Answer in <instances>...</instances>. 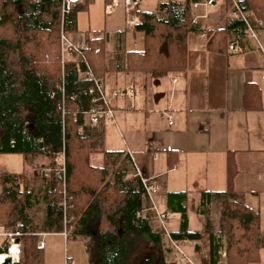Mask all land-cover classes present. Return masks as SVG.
<instances>
[{
  "label": "trees",
  "instance_id": "16d2710c",
  "mask_svg": "<svg viewBox=\"0 0 264 264\" xmlns=\"http://www.w3.org/2000/svg\"><path fill=\"white\" fill-rule=\"evenodd\" d=\"M207 1L184 0L182 7L170 2L157 15H142L137 30L146 36L143 52L116 50L107 61L105 40L94 39L72 54L63 70L61 0H0V155H41L53 168L64 156L69 198L65 213L63 181L56 175L51 178L52 188L42 197L25 186L20 176L6 175L1 179L0 225L10 228L24 222L26 230L34 232L28 227L29 211L45 203V231H64L66 221L71 237L88 239L90 264H129L141 240L147 238L155 244L162 240L147 216L138 217L149 207L142 180L121 175L111 182L106 167L90 164L93 153L104 151L96 148L104 141L98 129L103 121L92 125L85 114L92 106L89 92L94 83L85 80L83 74L90 69L104 81L113 71L145 73L154 78L186 72L189 34L201 33L193 23L192 7ZM73 19L72 12L65 17L67 32L74 25ZM240 26L244 28L242 21ZM118 36L122 39L123 34ZM216 36L211 40L214 49ZM168 154L170 161L171 155H178ZM225 195L204 192L199 214L209 217L213 201ZM187 200L186 193L168 196V208L181 216L179 232L172 236L199 241L202 234L190 230ZM220 224L218 234L210 231V222L207 224L211 264L220 263L224 248L228 264H261L264 231L259 213L230 201ZM21 264H44L36 236L22 239ZM143 264H154V258Z\"/></svg>",
  "mask_w": 264,
  "mask_h": 264
},
{
  "label": "crops",
  "instance_id": "0c3cea01",
  "mask_svg": "<svg viewBox=\"0 0 264 264\" xmlns=\"http://www.w3.org/2000/svg\"><path fill=\"white\" fill-rule=\"evenodd\" d=\"M102 1L105 21L101 31L89 29L88 34H80L78 14L95 2L86 0L73 8L74 25L68 34L80 47L87 46L90 40L104 39L107 61L116 50L119 53L145 50V33L137 30L142 15H157L170 2L181 7L184 4V0H140L137 11L132 13L138 22L129 26L123 6L111 12L108 8L112 0ZM237 1L264 49V26L257 24L258 20L264 23V0ZM195 5L193 23L200 27L201 33L189 34L186 72L162 78L145 73H107L104 82L109 93L134 88L136 94L134 100L129 96L114 100L115 122H103L98 127L104 141L96 148L104 151L93 153L90 164L106 167L111 182L121 175L125 179L137 177L154 182L159 187L156 204L160 212H172L167 206L169 194L186 193L190 230L202 234V239L177 240L178 245L192 264H211L207 224L213 225L210 231L214 233L216 222L220 228L222 214L215 213L220 200L226 204L238 201L259 213L264 231V51L245 34V24L244 28L240 26L242 19L231 1L218 0L211 7ZM216 33V38L220 33L221 38L214 49L211 40ZM118 34H123L122 39ZM234 41H239L238 52L229 49ZM69 57L67 60H71ZM169 152L178 155H171L170 161ZM48 165L47 158L41 155L23 157L22 175H18L25 186L41 197L52 188L51 180L42 177ZM204 192L226 194L213 201L209 217L198 212ZM38 211L43 213L42 224L33 219ZM174 214L175 219L167 223L172 235L179 232L181 223V216ZM144 215L162 238L158 244L144 238L146 244L168 246L161 260L156 263L154 260V264H190L180 262L181 253L170 243L156 214L146 211ZM46 218L45 203L29 211V229L46 234V247L42 249L44 264H72L63 249L70 238H65L63 231L46 232ZM77 238H83L86 246V237ZM224 253L228 261L224 248L219 264L225 261ZM261 256L264 264V249Z\"/></svg>",
  "mask_w": 264,
  "mask_h": 264
},
{
  "label": "built area",
  "instance_id": "2783aa9c",
  "mask_svg": "<svg viewBox=\"0 0 264 264\" xmlns=\"http://www.w3.org/2000/svg\"><path fill=\"white\" fill-rule=\"evenodd\" d=\"M85 1L86 0H61L62 20H61V30H60V42H61V62H62L63 70L65 63L67 62V57L71 56L74 53L80 52V48H81L80 46L76 45L71 41L69 34L65 29V17L67 14L73 11V8L76 5L84 3ZM139 1L140 0H112V6H110L108 10L112 12L114 8L123 6L128 14V21H127L128 25L134 26L135 23L138 22V17L133 15L132 13L137 11ZM217 1L218 0H208L206 3L203 4V6L205 7L214 6ZM229 1H231L232 5L236 10V13L239 14L240 18L245 24V34L249 38L255 40L260 46V48L264 51L254 26L249 21L247 15L242 10L238 1L237 0H229ZM199 5L200 4H196L195 6H199ZM257 24L261 27L264 26V23L261 20H258ZM229 49L231 52L240 51L241 49H240L239 41L232 42L231 45L229 46ZM63 77H64V72H63ZM83 77L85 80H91L94 83L89 92L93 96L92 106L90 110H88L85 113L92 125H98L102 121L106 123L115 122L114 100L121 98L123 96H129L131 100H134L135 98L136 90L134 88L117 89L113 93H109L105 85V82L102 79L96 78L94 76V73L90 69L83 74ZM60 162L62 163L61 168L59 169L50 168L48 170L46 169L43 171V175L47 178H51L53 175H56L62 179L63 206H64V211L66 213L67 201L69 198L66 191V168H65L64 156H62ZM141 180L144 185L146 195L149 201V207L142 210L138 214V217L143 216L146 211L154 212L161 221L162 230L168 237L170 243L181 253V249L178 245L177 240L173 238L172 233L169 231L167 227V223L169 222V220L175 219V214L170 211L160 212L156 204V196L159 192V187L150 180H145V179H141ZM26 228L27 226L24 222H19L15 226L10 228L0 225V239L4 240V243H2L1 245L4 249V254L2 255H4L6 258L11 257L13 260L16 259L21 260L22 239L25 236H30V235L36 236L37 238H42V240L39 241V246L41 249H45L46 242L44 240V237L46 236V234L29 232L26 230ZM63 234L65 238H69V230L66 226V221H65V229L63 231ZM223 257L225 261L222 264H228V261L226 260V253H224ZM180 262H188L192 264V261L187 256L182 257Z\"/></svg>",
  "mask_w": 264,
  "mask_h": 264
},
{
  "label": "rangeland",
  "instance_id": "374dc122",
  "mask_svg": "<svg viewBox=\"0 0 264 264\" xmlns=\"http://www.w3.org/2000/svg\"><path fill=\"white\" fill-rule=\"evenodd\" d=\"M78 20H79V28L82 31V33L80 34L82 35L88 34L86 32L89 31V29H91V31H96V30L101 31L102 28L104 27V21H105L103 1L95 0V2H91L88 9H84L78 14ZM218 38H221V33L219 34ZM60 159H58L57 161L58 167L56 168L58 169L62 167V163L60 162ZM48 162L51 167L48 165L46 168L47 170L53 168L51 165L52 162L50 160H48ZM22 171H23V157L21 155H0V177L1 176L4 177L6 175H22ZM43 171H42V177L50 181L52 177L51 178L45 177L43 175ZM226 206H227L226 201L223 200H220V202H218L216 205L215 213L217 216H220L222 214L221 219ZM33 219L36 222V224L38 223L42 224L43 213L41 211H38L37 213L34 214ZM216 223H215L216 227L214 226V230L215 233L218 234L221 230V224L219 228V226ZM160 225L162 226V223H160ZM69 238L70 239L68 241V244H66V248L64 246L63 249L67 254V257L72 261V264H90L89 255L86 251V246H84V239L71 237L70 234H69ZM2 243H4V240L0 239V246L2 245ZM140 243H141L140 246L135 247V250L133 251L130 257L129 264H143L144 261L148 260L151 256L154 258L155 263L159 262L162 256H164L166 252V248L168 247V246H151L150 244L148 245V243L146 244L144 240H142ZM184 256L186 255L183 252V249H181V257Z\"/></svg>",
  "mask_w": 264,
  "mask_h": 264
},
{
  "label": "water",
  "instance_id": "95a60500",
  "mask_svg": "<svg viewBox=\"0 0 264 264\" xmlns=\"http://www.w3.org/2000/svg\"><path fill=\"white\" fill-rule=\"evenodd\" d=\"M2 264H21V260H13L11 257H7Z\"/></svg>",
  "mask_w": 264,
  "mask_h": 264
},
{
  "label": "bare ground",
  "instance_id": "6f19581e",
  "mask_svg": "<svg viewBox=\"0 0 264 264\" xmlns=\"http://www.w3.org/2000/svg\"><path fill=\"white\" fill-rule=\"evenodd\" d=\"M0 257H3L0 259V264H2L6 260V257L4 255H0Z\"/></svg>",
  "mask_w": 264,
  "mask_h": 264
}]
</instances>
